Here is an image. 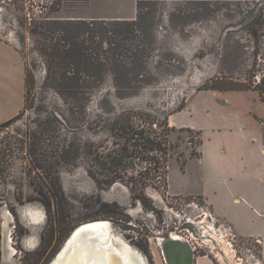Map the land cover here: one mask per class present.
<instances>
[{"label": "rangeland", "instance_id": "1", "mask_svg": "<svg viewBox=\"0 0 264 264\" xmlns=\"http://www.w3.org/2000/svg\"><path fill=\"white\" fill-rule=\"evenodd\" d=\"M46 17L137 21L131 40L116 38L118 46L104 45L100 52L118 53L133 69V80H118L120 69L104 65L83 85L94 88L91 99L65 100L48 79L49 42L41 26L32 32V24ZM0 40L16 48L26 65L24 110L11 124H0V247L10 241L14 264H50L77 227L96 221L110 224L114 239L149 264H166L159 243L169 235L185 238L195 255H208L215 264H262L256 242L235 237L200 196L187 193L201 189V134L178 121L195 114L202 95H264V0H0ZM142 45L147 51L138 69L132 54ZM115 87L130 90L117 97ZM124 114L140 117L150 132L167 120L174 127L167 184L149 185L141 196L140 174L148 167L154 176V163L145 161L154 153L133 146L141 143L138 136L130 142L125 138L132 136H118L114 128ZM33 138L41 139L36 154L30 152ZM115 157L123 164L115 168L121 179L110 184L103 163ZM52 178L64 198V228L56 203L45 204L53 201Z\"/></svg>", "mask_w": 264, "mask_h": 264}, {"label": "crops", "instance_id": "2", "mask_svg": "<svg viewBox=\"0 0 264 264\" xmlns=\"http://www.w3.org/2000/svg\"><path fill=\"white\" fill-rule=\"evenodd\" d=\"M25 99V61L16 48L0 40V124L16 118ZM195 104V114L178 121L201 134V189L187 193L200 196L235 237L256 242L264 264V99L257 90H246L202 95ZM6 241L1 243L0 264H14V248ZM194 264L215 262L208 255H196Z\"/></svg>", "mask_w": 264, "mask_h": 264}, {"label": "trees", "instance_id": "3", "mask_svg": "<svg viewBox=\"0 0 264 264\" xmlns=\"http://www.w3.org/2000/svg\"><path fill=\"white\" fill-rule=\"evenodd\" d=\"M139 13L141 7H138ZM39 23V21H35ZM43 23L40 25L34 23L33 34L37 35L39 32L37 27L41 26L43 31L42 35L45 37L44 40L49 42V46H46L44 49V54L48 58L49 62V72L48 79L53 82L54 85L57 86V93L61 95L63 98H67V101H77L83 102L87 99H91L94 96V88L92 87H83V85L90 83V77L92 75L89 72L101 71L104 65H116L118 67V80H123L124 82H131L132 75L134 74L127 67V64L119 59L118 53L112 52V56H101V49H103L104 45H111V48H114L118 45L114 43L116 38H123L122 41H129L130 38L135 36L134 26L137 21L134 22H106V21H84V20H66V21H53L50 17H46L42 20ZM50 23L52 28H48L46 23ZM54 27V28H53ZM125 37V38H124ZM114 45V47H112ZM136 52L132 55L135 57V66L138 69H142L143 63L141 59V55L144 54L147 49L146 46L142 45ZM114 51H118V48L114 49ZM57 68V71H56ZM90 74V75H89ZM117 91V97H120L124 91L130 90L129 87H115ZM262 95V94H261ZM264 99V95H262ZM68 98L70 100H68ZM132 115V113H131ZM124 114L123 121L121 124L115 126L114 130L117 131L119 137L124 134V136H132L130 139H126L127 142L135 139V136H138V139L141 140L140 144L138 140H136L133 146H140L143 150H145L148 155L150 153H154L153 157L146 156V162L154 163V176L151 177L150 169L145 168L144 173L140 174L142 177V181L140 182L141 187L140 195L144 193V189L152 184L157 185V183H166V175L168 172V160L170 158V148L168 145V137L170 132L173 130L169 127L168 120L163 125H157V130H154L153 127L150 131L146 130V125L143 126L140 124V117L129 116ZM16 118L8 121L5 125L11 124ZM142 122V121H141ZM147 126H151L152 122L147 120ZM136 127L141 128L140 131L136 133L134 130ZM148 133V136H146ZM41 139L33 138L30 143V152L36 154L40 150ZM128 145V143H127ZM124 152H129V147H124ZM144 152V151H143ZM145 153V152H144ZM125 157V155H124ZM139 158V157H138ZM144 158V157H142ZM152 158V159H151ZM36 161H38L36 159ZM120 162V163H119ZM121 160L118 157L112 158L110 160V164L103 163L104 166L107 167L108 176L111 174V182L121 179L118 176V170H121ZM118 167V170L115 168ZM39 167V165H38ZM37 167V168H38ZM43 168V167H39ZM166 170V171H165ZM124 175L127 174L125 171ZM154 181V183H151ZM139 185V186H140ZM137 186V187H139ZM166 187V186H165ZM49 188L53 193V201L45 202L48 208H51L52 202L57 205V210L60 214L58 217V223L61 227L64 228L66 224L65 220V206H64V198L61 195L60 187L58 179L52 178L49 183ZM134 194V191L131 190ZM141 199V197H138ZM66 226V225H65ZM39 260V258H37Z\"/></svg>", "mask_w": 264, "mask_h": 264}, {"label": "water", "instance_id": "4", "mask_svg": "<svg viewBox=\"0 0 264 264\" xmlns=\"http://www.w3.org/2000/svg\"><path fill=\"white\" fill-rule=\"evenodd\" d=\"M98 222V221H96ZM86 225V224H85ZM94 231L84 228V225H81L77 227L69 236L66 243L64 244L63 248L60 250V252L57 254V256L52 260L50 264H54L55 260L59 257L61 253L64 252L65 256L61 262V264H70L73 263V256L75 252L78 249L77 241L81 239H88L90 235H93ZM92 241V243H95L94 247V253L96 254L95 257H91V260L88 263L85 264H94L95 261L98 259H104L105 264H125L123 259L115 253L113 249H103L99 247L100 241L89 239ZM161 243H159V246L161 248V251L163 253L164 259L166 264H194L195 262V252L193 250V247L190 245V242L186 240L185 238L177 239L173 238V236L169 235L166 238H161ZM111 241L113 243H116L118 245H124L125 247H129L127 243L124 241H121L120 239H114L111 233ZM69 242L70 245H69ZM129 248H132L131 246ZM135 253V252H133ZM136 255L132 256L133 259ZM146 263L148 261L146 258H144ZM141 264H144L143 259L140 260ZM75 264H83L81 262H75Z\"/></svg>", "mask_w": 264, "mask_h": 264}, {"label": "bare ground", "instance_id": "5", "mask_svg": "<svg viewBox=\"0 0 264 264\" xmlns=\"http://www.w3.org/2000/svg\"><path fill=\"white\" fill-rule=\"evenodd\" d=\"M84 228L90 229L94 231V233H92L93 235H90L87 240L81 239L77 241L78 249L73 256L74 262L73 263L71 262L70 264H75V262L76 263L81 262L85 264L91 260L92 256L95 257L96 255L94 253L95 243H92V241L89 239L100 241L99 247L103 249L106 250L113 249L115 253L123 259L125 264H141L140 262L141 259H143L144 264H147L144 259V256L141 255L140 252L134 250L133 248H129L130 246L127 248L124 245H118L111 241L112 228L110 224H108L107 222L105 221L90 222L87 223L86 225L84 224ZM171 236L177 239L183 238L179 235H171ZM70 243L71 242H69V245ZM133 252L138 254L137 258L136 256L133 259L131 258V255L132 256L136 255ZM64 256H65L64 252L61 253L59 257L55 260L54 264H61ZM94 264H105V261L104 259H98L97 261H95Z\"/></svg>", "mask_w": 264, "mask_h": 264}]
</instances>
